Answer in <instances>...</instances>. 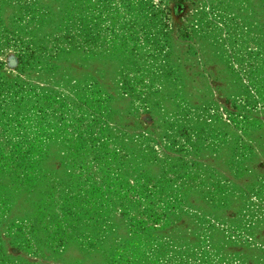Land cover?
<instances>
[{
	"label": "rangeland",
	"instance_id": "obj_1",
	"mask_svg": "<svg viewBox=\"0 0 264 264\" xmlns=\"http://www.w3.org/2000/svg\"><path fill=\"white\" fill-rule=\"evenodd\" d=\"M0 264H264V0H0Z\"/></svg>",
	"mask_w": 264,
	"mask_h": 264
}]
</instances>
